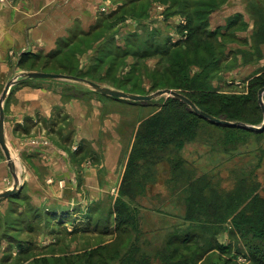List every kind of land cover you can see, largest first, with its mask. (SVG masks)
<instances>
[{
    "label": "rangeland",
    "instance_id": "1",
    "mask_svg": "<svg viewBox=\"0 0 264 264\" xmlns=\"http://www.w3.org/2000/svg\"><path fill=\"white\" fill-rule=\"evenodd\" d=\"M203 1L206 0H200L198 5ZM194 2L137 0L131 4L130 0H109L94 7L97 15H93L92 20L78 21L76 30L64 38L58 45L59 51L51 57L40 52L23 58L25 62L20 67L24 75L39 71L68 76L64 79L23 76V83L49 84L53 90L71 96H83L84 91H89L93 99L116 102V106L105 108L102 119L112 114H118L121 119L114 131H102L98 143L120 138L124 148L111 179L113 183L117 180L115 194L94 196L93 205L87 209L79 205L60 211L59 205L51 206L46 200L41 202L39 192L29 189L27 192L26 176L21 172L25 153L44 143L49 146L55 138L53 135L47 139L49 128L56 133L53 119L42 124L46 131L44 143L37 131L17 136L15 125L6 122V97L3 102L5 132L9 136L14 133L16 140L11 148L6 139L14 167L8 165L0 147V193L15 185L17 189L12 196L0 199V264H164V260L167 264H258L254 250L245 247L241 235L235 237L228 230L212 239L216 227L209 229L205 217L191 216L189 211H193L192 214L199 210L213 211L219 205L225 210L224 205L232 193L238 190L243 193L258 184V191L264 196V132L262 135L243 129L233 132L195 120L192 134L175 141L169 137L168 142L147 147L146 139L137 138L140 125L159 111L169 97L163 95L146 103H131L102 96L88 84L90 81L139 95L162 90L160 86L153 87L154 80L158 84L173 80L165 74L169 65L165 52L172 44L187 39L194 26L201 25L203 30L226 32L236 38L216 36L213 41L220 43L219 50L217 44L213 48L212 41H207L201 50L186 48L174 62L186 66L189 79L207 78L214 90L243 94L247 98L248 81L264 68V43L260 45L254 37L261 21L264 22V0H214L220 4L219 9L232 12L243 7L234 6L242 3L246 6V14L230 12L233 15L221 23L215 19L212 23L213 16L210 14L208 19L199 6H191ZM251 3L258 5L255 11H250ZM259 8L263 9L260 14ZM113 10L116 11L112 13ZM234 22L237 28L232 29ZM196 39L192 40L194 46ZM254 48L261 50L262 57L255 62L245 61L242 52H253ZM142 54L147 57L141 60L139 55ZM3 91L1 87L0 98ZM244 108L248 121L255 124L249 126L261 127L264 114L259 102L249 99ZM162 144L167 146L164 148ZM139 145L141 148L136 151ZM105 146L101 144L98 150L87 148L83 154L79 150L80 157L74 161L76 167L81 168L85 163L84 166L91 164L99 170L102 159L97 156L102 155ZM149 148L150 154L144 155ZM97 175L100 182L111 176L106 167ZM80 179L74 185H79ZM122 204L126 207L124 211L120 210ZM119 211L124 212L120 221H126V226L114 233L113 229L119 224ZM125 229L127 233L123 234ZM207 230H211V234L206 235ZM187 231L195 235L186 246L173 240L184 237ZM204 238L209 241L204 243ZM232 240L231 253L222 254L219 247L228 249ZM114 243L117 244L111 247ZM106 246L110 248L107 253L104 252ZM99 253H103L105 261ZM144 256L148 257L145 262Z\"/></svg>",
    "mask_w": 264,
    "mask_h": 264
},
{
    "label": "crops",
    "instance_id": "2",
    "mask_svg": "<svg viewBox=\"0 0 264 264\" xmlns=\"http://www.w3.org/2000/svg\"><path fill=\"white\" fill-rule=\"evenodd\" d=\"M108 1L0 2V88H5L9 82L16 80V86L13 90L11 87L4 104L6 122L15 125L17 136L31 135L37 131L38 138H42L44 143L46 131L42 124L53 119V129H56V133L49 128V137L47 136L48 139L55 135L49 144L53 149L45 146V143L44 146L30 148V152H26L22 159L21 172L26 176L27 192L28 189L39 192L38 198L42 199L41 202L46 200L51 206L59 205L60 211L64 208L70 209L71 206L87 209L93 205L94 196L116 193L117 180L113 183L111 179H114L124 147L119 142L120 138L113 137L107 143L98 142L102 131H114L113 128L121 119L118 114L102 119L105 108L116 106L117 103H109L108 99L97 97L93 99L89 91H84L83 96H71L53 90L49 84L23 83L25 77L20 66L28 54L44 52L49 55L58 52V45L76 30L77 22L92 20L93 15H97L94 7ZM234 7L242 8L234 12L215 10L211 14L212 23L214 19L221 23L230 15L246 14V6L243 3ZM245 17L247 19V15ZM5 136L12 148L16 140L14 133L9 136L8 132H5ZM101 144L106 146L102 155L97 156L102 159L99 170L94 169L91 164L84 166L85 163L82 162L81 168L76 167L74 161L80 157L81 152L83 154L87 148L98 150ZM104 167L111 176H106L100 182L97 174L103 171ZM79 179L80 184L74 185Z\"/></svg>",
    "mask_w": 264,
    "mask_h": 264
},
{
    "label": "trees",
    "instance_id": "3",
    "mask_svg": "<svg viewBox=\"0 0 264 264\" xmlns=\"http://www.w3.org/2000/svg\"><path fill=\"white\" fill-rule=\"evenodd\" d=\"M135 1L137 0H130L131 4L135 3ZM194 1V4H192L191 6H199L202 14L208 15V19L210 14L219 9L218 6L220 5L217 2H213L214 0L203 1L201 5H198L200 0ZM251 4L253 6L251 5V8H249L250 11L256 9L258 6L255 3ZM124 5L123 6L126 7V4ZM186 7L188 8L187 4ZM257 11L259 12L258 14H260L263 9L259 8ZM236 26L237 23L234 22L231 28L235 29L237 28ZM233 35L230 37L226 32H217L215 30L207 31L203 30L201 25L194 26L193 32H191V35L188 36L187 39L172 44V46L164 54L167 58L166 61L169 64L168 67L165 68V74L167 77H173L171 78L173 79L172 82L170 83L165 80V83L158 84L154 80L153 87L160 86L161 88H163L162 90L169 89L176 91L189 98L198 109L210 114L211 116L230 123H240L241 125L230 126L210 122L196 115L183 102L169 97L168 101L160 106L159 111L154 113L149 118L145 119V121H143L140 125L137 133V138L139 140L146 139L148 142L147 147L155 146L159 143H165V141H167V138L169 137L171 138V141H175L178 137L192 134L193 128L196 126V121H207L208 123L219 128L228 129L229 131L233 132L238 131L239 129H243L255 135L263 134L264 130H252L245 127L249 126V124H255L248 121L247 115L244 113V111L246 110L244 106L248 104L249 99L252 100L254 98L255 101H258V92L260 89L264 88V68L248 81V97L246 96L247 98H244L243 94L235 95L228 92H223L219 89L214 90L210 85L211 83L207 81V78L202 80L200 76H194L192 79H189L188 77H186L185 73L186 66H183L181 63L174 62L175 58H180V56L184 54L186 48L190 49L195 47L196 49L201 50L202 46L206 44L207 41H212L210 46H213V48H215V44H217V49L219 50L220 43L213 41L216 36H220L222 39H233V37H235V35ZM194 37L197 38L195 41L196 46L192 44V40ZM254 37L257 39V42L260 45L264 43V22L261 21L259 29L254 33ZM221 54L222 53L219 51V55ZM242 54L244 60L249 62H255V60H258L260 57H262V53L259 48H254V51L249 53L242 52ZM52 55L49 54L48 57H51ZM146 57V54L139 55V59L141 60L145 59ZM163 146L165 148L167 145L164 144ZM140 148L141 146L136 148V151H139ZM150 152L151 151L149 148L144 152V155H148L150 154ZM129 179L130 178H128V182ZM125 183H127V177H125L124 179V185ZM258 185L251 187L248 191H245L243 193L239 190L235 193H232L229 200L226 201L225 205L222 202L225 210H221L222 206L219 205L213 211L206 209L199 210L198 212H195L193 214V211L189 212L191 216H194V214H198L200 217H205V219L207 220L205 221V225L210 226L209 229L212 227H216L217 232L213 233L214 236L212 239H216L217 236L223 235L224 232L228 230H230L229 234L234 235L235 237L237 235H241V238H243L244 240L245 247L249 248L250 250H254V257L256 259L255 262L258 264H264V196L260 191H258ZM125 193L126 192L124 191V194ZM128 197L130 198L129 195ZM219 202L221 201L219 200ZM125 208L126 207L124 206V204H122V208H120V210L124 211ZM127 210L128 208L126 209V211ZM122 211H119L118 213L117 217L119 218V224L113 229L114 233H117V231H122L123 225L126 226V221H120L121 219H123L122 215L124 214V212ZM198 228L204 229L203 227ZM126 230L127 229H125L123 234L127 233ZM211 230H207L206 235L211 234ZM187 232L188 233L184 237L173 238V240L176 242H181L183 243L182 245L186 246V242H189V240H191V237L195 235L190 234L189 231ZM114 233H112V235H114ZM199 241L200 239L196 242L197 245L199 244ZM208 241V238H204V243H207ZM232 243L233 240L231 242L229 241L228 249L224 248V246H220L219 250L222 251L221 253L224 254L227 251L231 253L230 246ZM116 244L117 243H114V245H111V247L115 246ZM115 250L116 248L113 249V251ZM107 251H110V248H107L106 246L104 248V252L107 253ZM112 254L114 255L115 252H112ZM99 255L100 258L102 260L104 259L105 261L103 253H99ZM147 259L148 257H143L144 262ZM166 261L167 260H164V264H167Z\"/></svg>",
    "mask_w": 264,
    "mask_h": 264
},
{
    "label": "water",
    "instance_id": "4",
    "mask_svg": "<svg viewBox=\"0 0 264 264\" xmlns=\"http://www.w3.org/2000/svg\"><path fill=\"white\" fill-rule=\"evenodd\" d=\"M24 76L30 79H64L68 77L62 74L61 75L60 74H47L43 72H29L25 74ZM15 83H16L15 81L9 82L5 86L2 96L0 98V147L5 154V157L8 161V165L10 167H14V161L12 160L11 151L6 142L5 112H4L3 102L8 95L10 88ZM88 84L93 89V91L101 94L102 96L110 97V98L121 100V101H128L131 103H146V102L154 100L155 98L159 96L167 95L168 97H172V98H175L183 102L190 108L192 112H194L196 115L200 116L201 118L205 120H208L210 122H214L217 124H222V125H230V126L241 125L240 123H230V122L223 121V120H220L218 118L211 116L210 114L198 109L196 105L189 98L173 90L164 89V90H158L155 93L150 94V95H139V94L126 93L124 91H119L116 89H111L109 87H104V86H101L100 84L90 82V81H88ZM263 96H264V88L260 89L258 92L259 106H260L262 113L264 114ZM245 127L252 129V130L260 131V130H264V123L261 127H254V126H245ZM16 189H17V185H15L10 190H6L0 193V199L12 196V194L16 191Z\"/></svg>",
    "mask_w": 264,
    "mask_h": 264
},
{
    "label": "built area",
    "instance_id": "5",
    "mask_svg": "<svg viewBox=\"0 0 264 264\" xmlns=\"http://www.w3.org/2000/svg\"><path fill=\"white\" fill-rule=\"evenodd\" d=\"M11 2L12 0H0V2Z\"/></svg>",
    "mask_w": 264,
    "mask_h": 264
}]
</instances>
